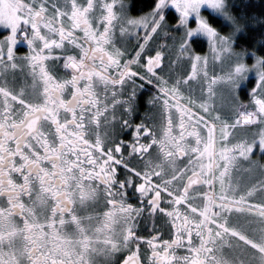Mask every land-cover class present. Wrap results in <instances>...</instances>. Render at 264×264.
<instances>
[{"label":"snow or ice","instance_id":"6c2138e0","mask_svg":"<svg viewBox=\"0 0 264 264\" xmlns=\"http://www.w3.org/2000/svg\"><path fill=\"white\" fill-rule=\"evenodd\" d=\"M130 2L0 0V264H264V56L234 47L257 21L229 0ZM137 80L155 93L134 123Z\"/></svg>","mask_w":264,"mask_h":264},{"label":"trees","instance_id":"16d2710c","mask_svg":"<svg viewBox=\"0 0 264 264\" xmlns=\"http://www.w3.org/2000/svg\"><path fill=\"white\" fill-rule=\"evenodd\" d=\"M138 1L135 2L136 9L145 8L149 4L146 0ZM229 3L233 5V10L237 14L245 12L251 19L257 21L255 25H246L247 30L235 39V46L239 49H247V52L255 53V55L264 56V22L259 23L260 19H264V0H229ZM210 18L220 21L218 26H222L221 31L227 32V27L219 18L215 16Z\"/></svg>","mask_w":264,"mask_h":264},{"label":"flooded vegetation","instance_id":"af4514ba","mask_svg":"<svg viewBox=\"0 0 264 264\" xmlns=\"http://www.w3.org/2000/svg\"><path fill=\"white\" fill-rule=\"evenodd\" d=\"M135 2H139V1L138 0H131L130 4L128 5V10H129L131 15L139 16V15L149 11L155 5L156 0H146V2L149 3L147 5V7L137 8V9L135 6ZM206 14H207V16L209 15V13H206ZM164 15H166V17H168V19H169L168 22L170 24H175L177 16L173 11L166 10V11H164ZM0 34H3V29H0ZM197 40H199L200 43L197 44L195 46V48L196 49H203L205 43L201 39H197ZM127 43H128L129 50H131L132 47H134V45H135V38L134 37H128ZM16 47H17V54L18 55L24 54L27 51V45L23 41L19 42ZM165 63H167V59H166ZM164 74L166 76L168 75L167 69H165ZM137 83L140 84V83H144V82L137 80ZM253 84L254 83H252L251 80L248 81L247 86H248L249 90L253 87ZM154 93H155V88L152 85H148L146 83H144V87L138 91V94H137V96H138V111L135 113V115L133 117L134 123H139L140 120L144 118V113L146 111H148L150 108V106L147 104V100ZM242 98H243L242 100L245 102H247L249 99V97L246 98V96L245 97L243 96ZM130 133H131L130 129L126 130L122 134V138L126 139V140L130 139ZM258 149H259V147H257L254 150L253 156L254 157L258 156V157H260V159H262V156H264V154L259 153ZM145 215H147V213H145ZM150 229H151V223L149 222L147 225V230L150 231ZM141 230L142 231L145 230V226H144L143 222L141 225ZM165 238H167V237L165 236Z\"/></svg>","mask_w":264,"mask_h":264},{"label":"rangeland","instance_id":"374dc122","mask_svg":"<svg viewBox=\"0 0 264 264\" xmlns=\"http://www.w3.org/2000/svg\"><path fill=\"white\" fill-rule=\"evenodd\" d=\"M166 10L173 11L176 14V16L178 17V13L176 12L175 8L172 7L171 5H169L168 7H166L164 9V11H166ZM201 12H202V14H204V15L207 16L206 13H210L211 10L210 9H206V7H202ZM212 15L215 16V17H217V18H219L221 20V22L223 23V25L227 27V32H228L229 31L228 26L223 22L222 18L216 16L214 13ZM165 18L167 20H169L168 17H166V15H165ZM192 23L194 25V20L192 21ZM241 33L242 32H238L237 35H236V37H235V39ZM140 35L143 36V31L140 32ZM196 39H201L205 43V45H204V48L203 49H196L195 48V51L197 53H200L201 55L208 54L209 47H208L207 37L204 36L203 34L197 33L196 34ZM234 47L237 48L235 46V42H234ZM237 49H239V48H237ZM244 60L249 65H251L252 63H254L253 53L252 52H247L246 55H245V57H244ZM188 68H189V66L187 65V63H185L184 66H183V68L178 69L177 71H181V72L187 71ZM210 71H211V68H210ZM215 71L219 73L220 72V67L217 66L216 69H215ZM250 80H251L252 83H254L253 84V87H254L255 86V82H256V75H255V72L254 71H250V72L247 73V79L244 80V81H242L240 87L237 89V92L240 95L241 100L243 99L242 98L243 96L244 97L246 96V98L249 97L250 90L248 89L247 84H248V81H250ZM193 86L198 88L197 85H193ZM183 91L185 92V94H187V91L188 90L187 89H183ZM217 93H218V95H217V98H216V101H215V107L217 108V110L222 115L227 116L229 114V110H230V106H231L230 97L228 96L226 89H224L222 86L217 88ZM196 95L199 96V91H197ZM221 97H223V99H221ZM258 151H259V153L264 154V151H261L260 149H258Z\"/></svg>","mask_w":264,"mask_h":264},{"label":"clouds","instance_id":"9594fccd","mask_svg":"<svg viewBox=\"0 0 264 264\" xmlns=\"http://www.w3.org/2000/svg\"><path fill=\"white\" fill-rule=\"evenodd\" d=\"M240 50H237V52L239 53ZM256 56H260V55H256ZM256 62V57L254 56V63ZM252 63V64H254Z\"/></svg>","mask_w":264,"mask_h":264}]
</instances>
